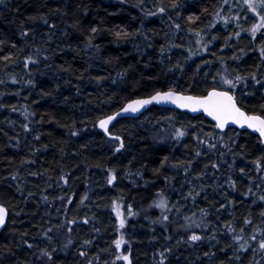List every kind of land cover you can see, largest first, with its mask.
Segmentation results:
<instances>
[{
	"label": "trees",
	"instance_id": "1",
	"mask_svg": "<svg viewBox=\"0 0 264 264\" xmlns=\"http://www.w3.org/2000/svg\"><path fill=\"white\" fill-rule=\"evenodd\" d=\"M257 17L246 0H3L0 264H264L258 134L158 105L99 128L170 89H227L264 117Z\"/></svg>",
	"mask_w": 264,
	"mask_h": 264
},
{
	"label": "snow or ice",
	"instance_id": "2",
	"mask_svg": "<svg viewBox=\"0 0 264 264\" xmlns=\"http://www.w3.org/2000/svg\"><path fill=\"white\" fill-rule=\"evenodd\" d=\"M3 0H0L2 3ZM249 7L255 11V5L257 0H246ZM260 4L264 7V0H260ZM95 31V30H94ZM255 31V28L253 29ZM240 78L237 77V80ZM227 83L232 84V81H227ZM214 97H222L221 101L213 102ZM153 100L159 102L162 100H171L173 103L178 101H184L180 103V107H190L192 111H197L199 107H203L205 111L208 112L209 115H214V118L220 121L218 127L223 128L226 123V118L232 116L233 114L238 115L239 117H244V114L240 112L238 108H236L235 103L233 102V97L229 96L227 93H216L212 92L206 98H196V97H182V96H174L173 92L169 91L167 93H157L155 96L151 98V100H139L134 102L133 105H129L125 111L131 110L133 112L138 111L139 107L151 103ZM224 117V118H222ZM109 119H112L111 117ZM245 122L248 123L249 127H256L258 125V130L261 132V135H264V119H260L259 117H245ZM234 122H239L236 120ZM107 121L101 122V127L106 125ZM178 135H183V132L178 133ZM117 139H119L117 137ZM122 146V145H121ZM119 150V149H117ZM5 210L0 208V225L4 223ZM121 226H123V221H121ZM200 237L193 235L191 236V240L196 241L199 240ZM122 241H117V246L120 245ZM260 248L264 249V242L260 244ZM83 255V253H82ZM125 260L128 258L125 256Z\"/></svg>",
	"mask_w": 264,
	"mask_h": 264
},
{
	"label": "water",
	"instance_id": "3",
	"mask_svg": "<svg viewBox=\"0 0 264 264\" xmlns=\"http://www.w3.org/2000/svg\"><path fill=\"white\" fill-rule=\"evenodd\" d=\"M169 91L173 92L174 96L196 97V98H201V99L208 97L209 94L212 93V92L227 93L229 96L233 97V102L235 103L236 108H238L240 110V112L244 114V117H239L238 115L233 114L232 116H229V117L226 118V123L224 124V127L220 128V127H218V124L220 123V121L217 120L216 118H214V115H209L208 112L205 111L203 107H199L197 111H192L190 107H180L179 106V104L183 103L184 101H178L176 103H173L171 100H162V101H159V102L153 100L151 103L139 107L138 111H135V112H133L131 110L125 111V109H127L129 105H133L134 102H136V101H139V100H151V98L153 96H155L157 93H167ZM222 99H223L222 97H214L213 98V102L221 101ZM151 105H158V106H166V107H171V108H177L179 110L186 111V112H188L190 114H193V115L202 113L205 117H207L209 120L214 122L216 128L218 130H220V131L225 130L227 127H236V128H239V129H248V130L258 134L259 137L261 138L262 142L264 143V135H261V132L258 130V125L256 127H249L248 123L245 122V120H244L245 117H259L260 119H264V117L262 115H259V114H256V113L247 112L245 109H243L240 106V104L237 102V100L235 99V97L233 96V94L229 90L222 89V88H216V87L209 89L203 95H195V94H191V93H184V92H181V91L170 89V90H164V91L163 90H159V91H156V92H154V93H152L150 95H147V96L138 97V98H134V99L128 100V101H126L123 104V106L118 111H116L115 113L103 118L100 121V123H99V128L101 130L105 131L108 128V126L110 125V123L115 118L120 117V116L137 117L143 111H145L147 108H149ZM110 117L112 119H109ZM222 118H224V117H222ZM236 120H239V122H234ZM102 121H107V123H106V125L104 127H101V122ZM0 208L4 209V207H2V206H0ZM5 220H6V212H5V216H4V223H5ZM4 223L2 225H0V229L2 228Z\"/></svg>",
	"mask_w": 264,
	"mask_h": 264
},
{
	"label": "rangeland",
	"instance_id": "4",
	"mask_svg": "<svg viewBox=\"0 0 264 264\" xmlns=\"http://www.w3.org/2000/svg\"><path fill=\"white\" fill-rule=\"evenodd\" d=\"M258 9H260V2H258V0H257V3L255 5V11H254V12H256V14L258 16L257 17V24L255 25L256 26L255 31L264 27V16H262L259 13ZM222 79L226 85H229L230 87H234L235 76L230 71L226 72L225 70H223ZM227 81H232V84L227 83ZM157 205H158V207H160L161 210L165 207V203L163 201V198H159L157 200ZM115 207H116L115 210H116V216H117V223L119 224V229H120L119 232H121V229H123V226L126 222V219L124 218V216H122L121 207H120L119 202L116 203ZM121 221H123V226H121ZM117 241H122L119 246H117ZM125 243H126V240L124 239L122 233H119L118 238L115 240V245H116L117 250L119 251V257L121 258V260L123 262L126 261L124 259V257L127 255L126 253L123 252V247H124Z\"/></svg>",
	"mask_w": 264,
	"mask_h": 264
}]
</instances>
